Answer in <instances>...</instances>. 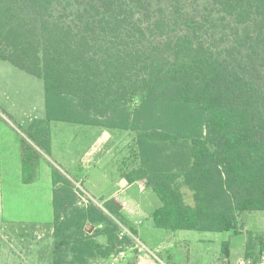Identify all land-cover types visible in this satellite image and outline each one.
Returning a JSON list of instances; mask_svg holds the SVG:
<instances>
[{"label":"trees","instance_id":"1","mask_svg":"<svg viewBox=\"0 0 264 264\" xmlns=\"http://www.w3.org/2000/svg\"><path fill=\"white\" fill-rule=\"evenodd\" d=\"M188 8L202 19L184 20ZM0 60L44 83L22 180L47 160L52 264L110 259L133 244L120 224L134 225L123 197L79 204L47 159L52 122L135 134L139 166L123 178L160 199L156 228L236 232L243 212L264 211V0H0ZM222 251L230 257L228 242ZM263 252L248 245L246 258Z\"/></svg>","mask_w":264,"mask_h":264},{"label":"rangeland","instance_id":"2","mask_svg":"<svg viewBox=\"0 0 264 264\" xmlns=\"http://www.w3.org/2000/svg\"><path fill=\"white\" fill-rule=\"evenodd\" d=\"M203 13V9L188 8L184 20H200ZM45 115L43 80L0 60V158L5 216L9 220L6 227H15L14 219L23 221L32 231L37 225L46 227L53 222L52 169L47 160H39L33 174L34 184L24 186L22 180L23 141L33 144L27 136L29 127ZM50 129L52 147L48 161L73 181L80 202L85 203L84 198L102 206V201L116 185L118 191H123L119 196L126 200V208L131 213L129 219L134 223L132 231L129 228L128 231L159 254L162 246H166L175 257L172 264H184L187 258H191L193 264H211L226 258L222 251L226 242L230 244L231 258L241 256L245 245L259 248L264 242V211L243 212L236 232H172L156 228L151 215L161 206L158 196L142 181L120 187L124 175L139 166L135 159V134L65 122H52ZM103 132L106 136L98 139ZM178 184L185 204L194 205L188 187L182 180ZM17 225L15 228H19ZM35 232L25 236L24 241L21 239V245L18 241L0 239V260L5 253L6 259L15 264L24 260L23 256L34 264H52L53 234L46 232L44 243L39 239L42 229L37 228ZM99 240L104 242L102 237ZM170 244L172 247H168ZM119 252L92 264H131L138 257L131 249H127L125 258L118 257ZM167 254L165 252L164 256ZM36 258L40 260L37 263Z\"/></svg>","mask_w":264,"mask_h":264},{"label":"crops","instance_id":"3","mask_svg":"<svg viewBox=\"0 0 264 264\" xmlns=\"http://www.w3.org/2000/svg\"><path fill=\"white\" fill-rule=\"evenodd\" d=\"M105 136H106V132L100 133L98 135V139H102ZM99 155H101V154H99ZM47 159L49 160V157ZM34 183L35 182L33 181L30 184H24V183L23 184H24V186H26V185L30 186V185H32ZM122 193H123V191H118L117 188H116V185H114L112 190L108 193L107 198H104V200L102 202H104L106 200H109L111 198H115V197L119 196ZM51 199H52V202H53V192H52V195H51ZM6 222H9V220L6 219V216H5V208H4V178H3V173H2V168H1V158H0V237H1L0 239L2 241H4V240L8 241L9 240L10 242H13V243L18 241L17 243H19L21 245V239H23L22 241H24L25 240V236H30L32 234V232H33V234H35L36 233L35 231H37V228H40V229H42V233L39 236V239L40 240H44V243H45L46 242L45 241L46 240V235H47L46 232H48V234H50V233L53 234V227H52V223L53 222L49 226H46V227H42L41 225H37L36 224L37 227L34 229V231H32L31 228H28V225H26L23 221L20 222V220H15L14 219L12 221V222L18 224L17 226H19V228H15L16 224H15V227L14 226L13 227H6L7 226ZM15 237H17V238H15ZM53 240H54V238H53ZM168 247H172V244H170ZM247 247H248V245L244 246V250H243V253H242L241 256H238L236 258H231V256H230L229 259L234 262V261H236L239 258H243V257L246 258ZM162 248L163 249H161L162 253H160V256L168 264H172L173 262H175V257L171 253L168 252L167 247L166 246H162ZM165 252L168 253L167 256H164ZM23 258H24V260L18 261L17 264H34V263H31V261H29V257L23 256ZM142 258H143L144 262L141 263L140 260H139L138 264H153V261H151V260H149L147 258H144V256ZM36 259H37L36 263H37V261H40V260H38V258H36ZM137 259H138V257H137ZM186 261L187 262L184 263V264H193V262L191 261V258H187ZM0 264H15V263L10 262L9 260H7L6 257H5V253H4V255L1 257Z\"/></svg>","mask_w":264,"mask_h":264},{"label":"built area","instance_id":"4","mask_svg":"<svg viewBox=\"0 0 264 264\" xmlns=\"http://www.w3.org/2000/svg\"><path fill=\"white\" fill-rule=\"evenodd\" d=\"M76 191V189H75ZM77 195L79 193L76 191ZM84 202H80L79 204L81 206H86L88 205V201L83 198ZM120 232H119V239L123 240L125 237H129L133 244L131 246H126V247H121L122 250L118 253V257L120 258H125L127 254V249H131L137 252L138 254V261L144 262L143 261V256L144 258H147L151 261H153V264H168L157 251H153L149 249L140 239L137 237L135 234L131 233L128 231L127 228H125L123 225L120 224ZM211 264H264V252L261 254L259 260L257 262L253 261L252 259L249 258H239L236 261H231L229 258H223L222 260L218 262H212Z\"/></svg>","mask_w":264,"mask_h":264},{"label":"water","instance_id":"5","mask_svg":"<svg viewBox=\"0 0 264 264\" xmlns=\"http://www.w3.org/2000/svg\"><path fill=\"white\" fill-rule=\"evenodd\" d=\"M128 184H129L128 181H127L126 179H123V180L121 181V183H120V187H121V188H125Z\"/></svg>","mask_w":264,"mask_h":264}]
</instances>
